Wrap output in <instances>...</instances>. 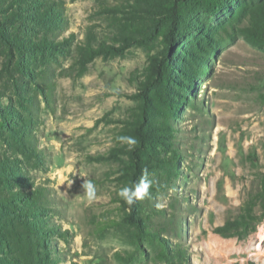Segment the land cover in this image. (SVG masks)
Returning a JSON list of instances; mask_svg holds the SVG:
<instances>
[{
    "label": "rangeland",
    "instance_id": "obj_1",
    "mask_svg": "<svg viewBox=\"0 0 264 264\" xmlns=\"http://www.w3.org/2000/svg\"><path fill=\"white\" fill-rule=\"evenodd\" d=\"M145 2L0 0V30L29 47L21 59L0 39V264L25 263L16 254L22 219L44 232L49 264H163L156 246L131 244L129 213L184 250V264H264V48L238 32L227 10L202 17L199 32L179 36L172 48L175 82L163 121L149 90L152 57L163 42L151 35ZM30 4L48 7L49 16L29 20ZM89 42L125 49L88 60ZM149 109L154 145L177 152L176 176L129 206L117 193L133 183V169L128 146L116 137L132 136ZM56 170L76 172L70 187L50 178ZM85 178L96 185L92 202L81 188ZM36 187L39 204L29 206L27 193ZM251 196L263 215L255 230L215 233ZM116 252L134 259L122 262Z\"/></svg>",
    "mask_w": 264,
    "mask_h": 264
},
{
    "label": "trees",
    "instance_id": "obj_2",
    "mask_svg": "<svg viewBox=\"0 0 264 264\" xmlns=\"http://www.w3.org/2000/svg\"><path fill=\"white\" fill-rule=\"evenodd\" d=\"M238 0H147L145 6L147 12L151 13L153 18L152 36L161 37L163 42V51L160 55L152 57L150 66L149 78L152 85L149 87L151 91V100L158 101L163 111V121H168L170 110V102L167 99L168 89L170 84L175 82L172 77V72L175 68L172 59V48L179 40V36L192 32L196 29L199 32L202 17H218L222 11L231 13L230 18L233 19L238 32L245 37V39L253 45L264 48V0H243L238 3L236 8H233V2ZM239 2V1H238ZM34 5H29L27 8ZM28 10L29 20L34 23H41L47 16H49V8L44 7L38 11ZM3 30V31H2ZM5 28L1 27L0 39L3 40L8 49L18 51L21 59H23L26 52L25 45L11 39L9 35L5 34ZM153 38V37H152ZM86 57L88 60L99 54H115L113 50L122 52L125 46L115 48L113 45H105L100 43L97 45L90 42L85 44ZM175 53V51H174ZM82 68H86L85 64H81ZM158 84L161 86L159 89ZM143 104H146V95L141 93ZM151 109L142 110L138 122L133 126L131 133L137 139V144L134 149L126 151L127 160L133 169L132 180L138 181L143 170L147 169L150 173V178L153 179L154 184L150 192L155 193L169 185V180L176 176L177 152L172 150V154L161 153L154 145L151 131L146 128L148 117L153 114ZM8 126V124H6ZM167 129L161 130L166 132ZM99 159L100 155L93 156ZM138 176V177H137ZM38 187L33 191H29L26 204H39L38 202ZM260 192H264V185ZM39 194H41L39 192ZM258 197V196H256ZM251 196L247 199L241 208L240 214L234 218L227 220L223 225L214 229V232L225 237L244 236L255 230L256 224L263 217L262 214H257L255 206L258 199ZM1 208V207H0ZM6 214L15 215L20 218L22 215L17 211L6 210ZM129 232L125 233L131 244L135 249H140L142 242H148L149 245L156 246V258L163 264H184L187 260L185 251L180 248H173L170 243L162 237L158 231L148 226L145 218L134 216V214H127ZM23 224L24 234L18 238L16 237V254L24 259V264H49L50 246L43 231L37 229L27 219L21 220ZM27 226V227H26ZM57 228V227H56ZM28 230V231H27ZM63 235L66 231H58ZM36 246L37 248L33 247ZM115 258L122 262H129L134 259L132 252H126L124 255L120 252L114 254Z\"/></svg>",
    "mask_w": 264,
    "mask_h": 264
},
{
    "label": "clouds",
    "instance_id": "obj_3",
    "mask_svg": "<svg viewBox=\"0 0 264 264\" xmlns=\"http://www.w3.org/2000/svg\"><path fill=\"white\" fill-rule=\"evenodd\" d=\"M117 141L121 144H126L128 150L134 149L137 144V139L133 136H118ZM53 181L58 182L60 185L67 183L70 187L73 183L72 176L76 175V172L68 170V174L64 170H56L49 174ZM154 181L150 178V173L147 169H144L139 180L134 181L131 185H124L118 190V196L129 206L133 205L138 200H144L150 198V189L153 187ZM81 188L84 196L89 202L96 199V185L90 179H84ZM163 207V205H158ZM264 227V226H262Z\"/></svg>",
    "mask_w": 264,
    "mask_h": 264
}]
</instances>
